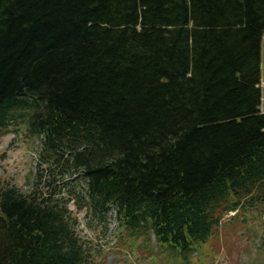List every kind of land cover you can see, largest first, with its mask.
I'll return each mask as SVG.
<instances>
[{
  "label": "trees",
  "instance_id": "obj_1",
  "mask_svg": "<svg viewBox=\"0 0 264 264\" xmlns=\"http://www.w3.org/2000/svg\"><path fill=\"white\" fill-rule=\"evenodd\" d=\"M264 0H0V138L27 120L92 212L186 258L264 207ZM0 264L97 263L69 201L0 183Z\"/></svg>",
  "mask_w": 264,
  "mask_h": 264
},
{
  "label": "rangeland",
  "instance_id": "obj_2",
  "mask_svg": "<svg viewBox=\"0 0 264 264\" xmlns=\"http://www.w3.org/2000/svg\"><path fill=\"white\" fill-rule=\"evenodd\" d=\"M17 125L0 138V183L26 194L38 189L69 201L77 231L92 247L97 263L264 264V207L227 216L214 238L182 261L160 248L153 233L132 242L120 228L114 209L106 217L93 214L85 198L86 183L79 173L50 171L40 158L39 141L28 138L27 120L22 119Z\"/></svg>",
  "mask_w": 264,
  "mask_h": 264
},
{
  "label": "water",
  "instance_id": "obj_3",
  "mask_svg": "<svg viewBox=\"0 0 264 264\" xmlns=\"http://www.w3.org/2000/svg\"><path fill=\"white\" fill-rule=\"evenodd\" d=\"M2 159V158H1Z\"/></svg>",
  "mask_w": 264,
  "mask_h": 264
}]
</instances>
